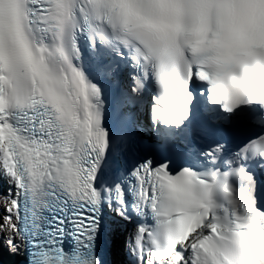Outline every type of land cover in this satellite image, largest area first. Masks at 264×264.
<instances>
[{"label":"snow or ice","instance_id":"snow-or-ice-1","mask_svg":"<svg viewBox=\"0 0 264 264\" xmlns=\"http://www.w3.org/2000/svg\"><path fill=\"white\" fill-rule=\"evenodd\" d=\"M0 176L18 264H264V0H0Z\"/></svg>","mask_w":264,"mask_h":264},{"label":"bare ground","instance_id":"bare-ground-1","mask_svg":"<svg viewBox=\"0 0 264 264\" xmlns=\"http://www.w3.org/2000/svg\"><path fill=\"white\" fill-rule=\"evenodd\" d=\"M8 189H9V188H7L6 191H8ZM1 216H2V215H1ZM0 236H2V235L0 234ZM2 237H3V236H2ZM102 240H103V242H104V241H110V232H109V233H106L105 237H104ZM0 257H3V253H1V251H0Z\"/></svg>","mask_w":264,"mask_h":264},{"label":"clouds","instance_id":"clouds-1","mask_svg":"<svg viewBox=\"0 0 264 264\" xmlns=\"http://www.w3.org/2000/svg\"><path fill=\"white\" fill-rule=\"evenodd\" d=\"M6 237L9 239V236H6ZM7 244H8V240H7ZM2 248L5 250V248L3 247V244H0V251H1V253H3V251H4V250H2ZM0 261H3V257H0Z\"/></svg>","mask_w":264,"mask_h":264}]
</instances>
